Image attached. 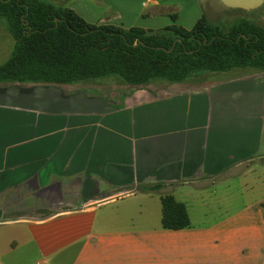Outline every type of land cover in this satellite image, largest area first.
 Returning a JSON list of instances; mask_svg holds the SVG:
<instances>
[{"label":"crops","instance_id":"0c3cea01","mask_svg":"<svg viewBox=\"0 0 264 264\" xmlns=\"http://www.w3.org/2000/svg\"><path fill=\"white\" fill-rule=\"evenodd\" d=\"M44 1L89 24L154 31L264 7ZM253 70L122 84V96L106 80L0 84V264H264V177L252 180L264 170V71ZM167 194L189 228L163 229Z\"/></svg>","mask_w":264,"mask_h":264},{"label":"trees","instance_id":"16d2710c","mask_svg":"<svg viewBox=\"0 0 264 264\" xmlns=\"http://www.w3.org/2000/svg\"><path fill=\"white\" fill-rule=\"evenodd\" d=\"M0 20L15 41L11 57L0 66V84L119 79L140 87L235 69L264 71V27L241 16L227 29L203 15L191 30L172 25L154 31L89 24L73 10L44 0H0ZM161 202L163 229L191 226L184 203L170 194Z\"/></svg>","mask_w":264,"mask_h":264},{"label":"rangeland","instance_id":"374dc122","mask_svg":"<svg viewBox=\"0 0 264 264\" xmlns=\"http://www.w3.org/2000/svg\"><path fill=\"white\" fill-rule=\"evenodd\" d=\"M229 3H236L241 5H246V7H254L255 5H260L263 3V0H227ZM226 11H217L213 13H209V21L214 25H222L223 28H229L233 21L235 20V17L241 16V18H246L249 20H252L255 24L260 25L264 27V7L261 9H258L256 11H243L240 13H226ZM4 36V40L2 43L4 44V50H0V66L7 62V60L11 57L13 50H14V44L15 41L13 37L10 35L8 29L6 26H4V23L0 20V35ZM1 43V42H0ZM11 46V50L8 54V47ZM6 53H5V52ZM255 71V70H253ZM205 78V77H204ZM204 78H200L201 80ZM122 83L119 79H107L104 83H102L101 89L103 91H107L106 94H117V96H122L128 94L131 87H123L121 86ZM133 88V87H132ZM139 88V87H138ZM136 89V88H133ZM264 177V170L257 166L256 171L252 174V180H262ZM234 180H245L241 176H237ZM240 186H238L239 188ZM257 192H263L261 190V187L258 188ZM194 220L197 221V217L194 215Z\"/></svg>","mask_w":264,"mask_h":264}]
</instances>
